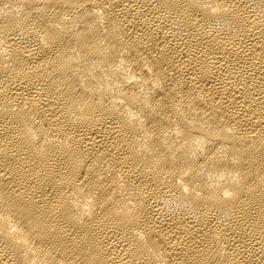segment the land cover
Segmentation results:
<instances>
[{
    "label": "bare ground",
    "instance_id": "bare-ground-1",
    "mask_svg": "<svg viewBox=\"0 0 264 264\" xmlns=\"http://www.w3.org/2000/svg\"><path fill=\"white\" fill-rule=\"evenodd\" d=\"M0 264H264V0H0Z\"/></svg>",
    "mask_w": 264,
    "mask_h": 264
}]
</instances>
